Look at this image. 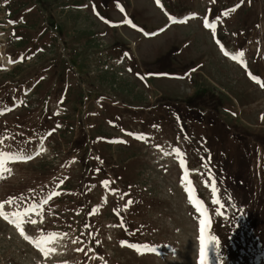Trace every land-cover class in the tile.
Listing matches in <instances>:
<instances>
[{"label": "rangeland", "instance_id": "obj_1", "mask_svg": "<svg viewBox=\"0 0 264 264\" xmlns=\"http://www.w3.org/2000/svg\"><path fill=\"white\" fill-rule=\"evenodd\" d=\"M262 117L264 0H0V264H264Z\"/></svg>", "mask_w": 264, "mask_h": 264}, {"label": "snow or ice", "instance_id": "obj_2", "mask_svg": "<svg viewBox=\"0 0 264 264\" xmlns=\"http://www.w3.org/2000/svg\"><path fill=\"white\" fill-rule=\"evenodd\" d=\"M10 23H13V22H11L10 21ZM209 25H208V22H207V20L205 21V27H208ZM226 55H227V53H225ZM240 55H243V53H240ZM233 59H236V57H233ZM262 118H264V117H262ZM178 154V153H177ZM4 155L5 154H3V153H0V168H3V164H4V159H3V157H4ZM30 159L31 157H17V156H8V159ZM5 171H7V169H4ZM0 178H3V176L2 175H0ZM187 190V189H186ZM57 193H53V195H56ZM49 198H51V197H49ZM12 199H14V198H12ZM12 199H10L9 201H7V203H12ZM191 199H192V197H191V195L189 196V200L191 201ZM44 203H47V201H44ZM129 203H131V201H129ZM3 208V204L2 203H0V209H2ZM28 211H35V209L34 208H32V209H28V210H25V213L24 214H27V212ZM0 215H4V218L5 219H8V216L6 215V214H4L2 211H0ZM9 222H12L11 220L9 221ZM33 223H35L36 221H32ZM204 224V221L203 220H201V225H203ZM17 226V228L19 229L20 228V225L19 224H17L16 225ZM21 235H24V233H23V230H21ZM26 239H27V237H25ZM55 237H53V236H50V237H48V239H54ZM75 242V241H74ZM123 243V242H122ZM38 247H39V245H37ZM54 251V250H53ZM77 251H82V249H77ZM45 254H47V253H45ZM200 255H201V262H202V264H203V256H204V239H203V228H201V248H200Z\"/></svg>", "mask_w": 264, "mask_h": 264}, {"label": "bare ground", "instance_id": "obj_3", "mask_svg": "<svg viewBox=\"0 0 264 264\" xmlns=\"http://www.w3.org/2000/svg\"><path fill=\"white\" fill-rule=\"evenodd\" d=\"M229 54L231 55V57H236V58H237V56H239V54H238L237 52H233V51H232V52H229ZM210 235H211V234H210ZM210 240H211V239H210ZM210 240H209V241H210ZM209 241H208V242H209ZM210 242H211V241H210ZM208 250H209V249H208ZM204 254H205V253H204ZM206 254L208 255V253H206ZM206 261L208 262L209 260L206 259ZM219 263H220V262H219ZM206 264H209V263H206Z\"/></svg>", "mask_w": 264, "mask_h": 264}, {"label": "trees", "instance_id": "obj_4", "mask_svg": "<svg viewBox=\"0 0 264 264\" xmlns=\"http://www.w3.org/2000/svg\"><path fill=\"white\" fill-rule=\"evenodd\" d=\"M6 105H10V104H6ZM7 110H9V109H7ZM18 125H19V124H18ZM19 126H20V125H19ZM20 139L24 142L23 137H20ZM73 145H74V147H78V142H77V141L74 142ZM81 165H83V163H81Z\"/></svg>", "mask_w": 264, "mask_h": 264}]
</instances>
